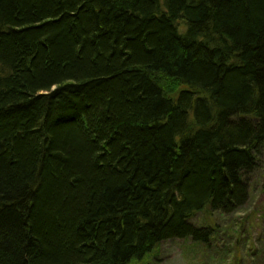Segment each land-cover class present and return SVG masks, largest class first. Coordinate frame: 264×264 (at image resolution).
Masks as SVG:
<instances>
[{
	"label": "trees",
	"instance_id": "16d2710c",
	"mask_svg": "<svg viewBox=\"0 0 264 264\" xmlns=\"http://www.w3.org/2000/svg\"><path fill=\"white\" fill-rule=\"evenodd\" d=\"M258 170L264 0H0V264L209 250Z\"/></svg>",
	"mask_w": 264,
	"mask_h": 264
},
{
	"label": "rangeland",
	"instance_id": "374dc122",
	"mask_svg": "<svg viewBox=\"0 0 264 264\" xmlns=\"http://www.w3.org/2000/svg\"><path fill=\"white\" fill-rule=\"evenodd\" d=\"M263 184L264 170H258L252 176L249 201L240 211L195 218L197 225L214 221L216 238L209 250L188 240L168 241L156 250L150 264H264Z\"/></svg>",
	"mask_w": 264,
	"mask_h": 264
}]
</instances>
